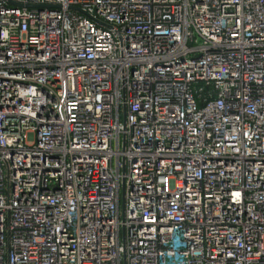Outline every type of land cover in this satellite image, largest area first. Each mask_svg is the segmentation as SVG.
<instances>
[{
    "label": "built area",
    "instance_id": "obj_1",
    "mask_svg": "<svg viewBox=\"0 0 264 264\" xmlns=\"http://www.w3.org/2000/svg\"><path fill=\"white\" fill-rule=\"evenodd\" d=\"M0 264H264V0H0Z\"/></svg>",
    "mask_w": 264,
    "mask_h": 264
}]
</instances>
